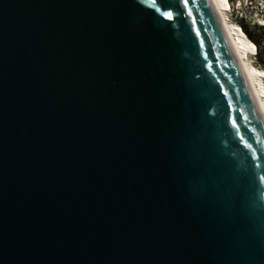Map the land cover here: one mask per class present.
<instances>
[{
    "label": "water",
    "instance_id": "95a60500",
    "mask_svg": "<svg viewBox=\"0 0 264 264\" xmlns=\"http://www.w3.org/2000/svg\"><path fill=\"white\" fill-rule=\"evenodd\" d=\"M0 264H264V115L211 0H0Z\"/></svg>",
    "mask_w": 264,
    "mask_h": 264
},
{
    "label": "bare ground",
    "instance_id": "6f19581e",
    "mask_svg": "<svg viewBox=\"0 0 264 264\" xmlns=\"http://www.w3.org/2000/svg\"><path fill=\"white\" fill-rule=\"evenodd\" d=\"M211 1L213 2L214 7L221 13L223 25L229 36L234 40L239 59L244 66L247 76L252 84L256 100L264 115V76L262 75V69L253 65L250 60V55L252 53V48H250L251 41L240 30L237 24L232 22L229 18V15L227 14L228 5H226L225 0Z\"/></svg>",
    "mask_w": 264,
    "mask_h": 264
},
{
    "label": "rangeland",
    "instance_id": "374dc122",
    "mask_svg": "<svg viewBox=\"0 0 264 264\" xmlns=\"http://www.w3.org/2000/svg\"><path fill=\"white\" fill-rule=\"evenodd\" d=\"M227 1L229 6V9L227 10V14L229 15V18L231 19L232 22L236 23L238 19H240L241 17L250 24L264 20V0H227ZM250 48H252V43ZM253 54H254V50L252 48L250 60L252 61L253 65L258 67L254 62ZM262 75L264 76L263 69H262Z\"/></svg>",
    "mask_w": 264,
    "mask_h": 264
},
{
    "label": "trees",
    "instance_id": "16d2710c",
    "mask_svg": "<svg viewBox=\"0 0 264 264\" xmlns=\"http://www.w3.org/2000/svg\"><path fill=\"white\" fill-rule=\"evenodd\" d=\"M225 2L228 5V1L225 0ZM236 24L251 41L253 50L255 49L253 54L254 62L259 68L264 70V20L250 24L241 17Z\"/></svg>",
    "mask_w": 264,
    "mask_h": 264
}]
</instances>
